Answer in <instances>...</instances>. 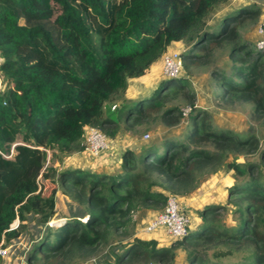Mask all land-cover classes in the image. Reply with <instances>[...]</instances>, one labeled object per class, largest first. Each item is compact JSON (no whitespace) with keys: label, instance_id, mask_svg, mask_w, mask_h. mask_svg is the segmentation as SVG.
I'll list each match as a JSON object with an SVG mask.
<instances>
[{"label":"trees","instance_id":"obj_1","mask_svg":"<svg viewBox=\"0 0 264 264\" xmlns=\"http://www.w3.org/2000/svg\"><path fill=\"white\" fill-rule=\"evenodd\" d=\"M230 1L0 0L1 248L28 215L47 224L60 191L80 211L47 227L26 264L81 262L124 238L114 264H172L179 250L180 264H264V147L253 125L243 134L215 127L186 76L163 77L150 94L124 98L128 81L173 43L185 46L177 52L186 72L208 66L222 48L227 70H209L211 101L247 106L248 119L263 124L264 42H247L238 31L260 9L236 7L208 26ZM176 98L185 115L171 104ZM111 104L116 119L105 114ZM183 119L179 133L143 142L137 152L122 149L107 172L63 163L84 151L88 126L114 140L118 130L171 129ZM255 153L257 161L246 158ZM208 174L220 176L224 198L196 210L195 228L165 245L131 234L141 210L159 213L168 195L186 196Z\"/></svg>","mask_w":264,"mask_h":264},{"label":"rangeland","instance_id":"obj_2","mask_svg":"<svg viewBox=\"0 0 264 264\" xmlns=\"http://www.w3.org/2000/svg\"><path fill=\"white\" fill-rule=\"evenodd\" d=\"M254 5L260 9V15L255 20H244L239 26L238 31L242 35V37L247 40V42L257 43L260 39H262V35L260 30L264 29L262 25H264V0H231L229 4L224 8L221 9L218 13H216L209 21V27H215L217 21L220 18V15L224 13H228L235 9L236 7H240L243 5ZM184 45L182 43H173L171 46L167 48V50H180ZM220 50V51H219ZM214 59L208 66L204 65H192L189 67L188 71L181 70L180 76H186L189 81L190 89L194 94V102L195 105L205 108L210 115V121L215 127L229 129L234 133H244L248 130L250 123L253 125L254 129H256L255 134L258 137V149L264 147V123L257 124L250 121L247 117V106L243 107H218L213 104L211 101V95L209 94V87H208V73L211 68H222L227 70V60L225 57V50L224 49H216L213 53ZM160 59L153 64L152 69L149 72H145L144 76L141 77L140 80L137 81H130L131 83L129 88V94L134 95L135 93L147 90L148 88H153L156 86L159 81L163 80L160 71ZM146 92V91H145ZM143 93V92H142ZM141 93V94H142ZM145 94V93H144ZM181 99L176 98L171 102V104H176L181 107V110L186 109L187 106L180 104ZM111 105H105L104 111L105 114L110 116L113 119H116V109L112 108ZM180 121V125L175 126L171 129H164L162 127H155L150 129L149 131H145L143 126H139L136 128V131H124L120 132V136L114 140L113 143H109L107 149L100 151L96 156H90L85 151L72 153L70 156H67L63 161L64 164H70L71 166L82 168L85 170H102V171H109L113 167L116 166L119 153L124 148L132 147V144L129 145L128 141L132 138V140L138 137L143 138V134H148V138L145 142L150 141L152 139H160L167 134H176L183 130L184 128V121ZM120 131V130H118ZM152 134V135H151ZM128 136L129 139H127ZM120 137L126 138V141ZM152 138V139H151ZM122 140H124L122 142ZM128 140V141H127ZM125 146V147H124ZM138 148V147H137ZM248 160L257 161V153L246 157ZM261 174H264V169L261 168ZM220 176L217 174H208L201 177L198 186L206 193H209L210 196L209 200L211 203L215 202H222L224 195L221 194V189L223 188L220 186ZM215 182V183H214ZM209 183V184H208ZM210 183L212 185H210ZM208 184V185H207ZM209 187V188H208ZM198 199H195L197 201ZM194 204V203H193ZM196 204V202H195ZM194 204V205H195ZM196 206V205H195ZM189 209V208H188ZM186 209V213L188 217H198L197 212L194 208ZM79 207L75 204L70 198L63 195L60 191L56 192L55 198V211L51 219L48 221L47 224H39L35 218L31 215L27 216L26 222L24 227L22 228L20 234L17 238L12 239L9 244L2 248V254L0 255V264H26L25 263V255L27 250L30 246L36 242L39 237L45 232L46 228L49 226H56L60 223L63 216L67 213H77L79 212ZM151 215L145 214L144 211H141L137 215V220L135 225L131 230V234H135L137 236H141L139 234V227L145 224ZM84 219V218H83ZM82 219V220H83ZM198 219V218H197ZM196 221L193 223V228L198 225ZM17 221L14 220L11 223V227H15ZM191 225V222L189 223ZM171 238L165 237V241L160 238V245L166 244L168 240ZM127 238H124L123 241L119 243L110 242L103 246L100 251L93 256L92 258L84 261H72L70 264H114L115 256L120 253V245L124 243ZM158 241V242H159ZM176 253V252H175ZM174 260L172 264H180L183 259V254L179 250L176 255L174 256Z\"/></svg>","mask_w":264,"mask_h":264},{"label":"built area","instance_id":"obj_3","mask_svg":"<svg viewBox=\"0 0 264 264\" xmlns=\"http://www.w3.org/2000/svg\"><path fill=\"white\" fill-rule=\"evenodd\" d=\"M261 35H264V29L260 30ZM263 38L257 42L258 46L263 44ZM160 69L164 77L176 78L182 70L181 59L176 50H166L160 56ZM1 87V77H0ZM113 108V106H112ZM188 111V107L182 110V114ZM148 134H143L146 139ZM111 140L104 134L99 132L95 127L88 126L84 132V151L90 156H96L100 151L107 149ZM190 218L186 210L181 205L178 196L168 195L163 209L157 213L152 219L144 224L139 230L142 233H154L157 230H162L163 234L171 239H179L187 233ZM10 228H12L10 226ZM3 249L0 247V255Z\"/></svg>","mask_w":264,"mask_h":264},{"label":"crops","instance_id":"obj_4","mask_svg":"<svg viewBox=\"0 0 264 264\" xmlns=\"http://www.w3.org/2000/svg\"><path fill=\"white\" fill-rule=\"evenodd\" d=\"M152 67H153V65L146 71V72H149L151 69H152ZM161 71V70H160ZM144 75H142V76H140V77H138V78H133V79H130L129 81H128V86H127V88H126V91H125V94H124V98L125 99H127V100H135V99H137V98H139V97H142V96H145V95H148V94H150L152 91H153V88H148L147 90H145V91H140V92H138V93H135L133 96L132 95H130L129 93V88H130V81H137V80H140L141 79V77H143ZM143 92V93H142ZM142 93V94H141ZM145 93V94H144ZM120 132H123V131H119V133L117 134V136H116V138L114 139V140H116L119 136H120ZM124 133V132H123ZM152 135V134H151ZM125 136V135H124ZM125 137H127V139H129V137L128 136H125ZM121 138H123L125 141H126V138H124V137H120L119 139H121ZM133 138V137H132ZM132 138L130 139V141H128V144L129 145H131L132 144V141H134V143H133V145H132V147H129V148H131L134 152H137L138 151V149H139V147H140V145L143 143V142H145V140L148 138H146V139H142L141 137H138L137 138V140L136 139H134V140H132ZM152 139V138H151ZM114 140H111L110 142L111 143H113L114 142ZM124 140H122V142L124 141ZM159 139H152V140H150V141H147V142H157ZM125 147V146H124ZM138 147V148H137ZM117 163H118V161H117ZM200 184V183H199ZM209 184V183H208ZM207 184V185H208ZM213 184V183H212ZM220 186H222V185H220ZM209 188V187H208ZM209 195V193H206V191H203L199 186H197L196 187V189L195 190H193V191H191L190 193H188L186 196H184V197H180L179 198V200H180V203H181V205L184 207V209L186 210V209H191V208H194L195 210H198L199 209V207L204 203V202H208V203H211V201H213V200H209V198H210V196H208ZM221 194H223V190L221 189V193H220V195ZM195 199H198L197 201H195ZM195 202H196V204H195ZM196 205H194V204ZM188 209V210H189ZM141 211H144V213L145 214H148V215H151V217L149 218V220L152 218V216L153 215H155V214H157V213H155V212H151V211H148V210H141ZM140 211V212H141ZM139 212V213H140ZM187 212V211H186ZM138 213V214H139ZM196 217L194 216V217H192L191 218V220H190V222H191V225H190V229H192L193 228V223L196 221ZM148 220V221H149ZM147 221V222H148ZM146 222V223H147ZM193 222V223H192ZM145 223V224H146ZM144 225V224H143ZM142 225V226H143ZM141 226V227H142ZM141 227H139V230L141 229ZM139 234H141L142 235V237H146V238H154L155 240H157V241H159L160 240V238H162V240H164L165 239V237H167V236H165L164 234H163V232H162V230H157V231H155L154 233H149V234H145V233H142V232H138ZM171 240V239H170ZM170 240H168L167 242H166V244L170 241ZM165 241V240H164ZM158 244H160V241L158 242ZM163 245H165V244H163Z\"/></svg>","mask_w":264,"mask_h":264},{"label":"water","instance_id":"obj_5","mask_svg":"<svg viewBox=\"0 0 264 264\" xmlns=\"http://www.w3.org/2000/svg\"><path fill=\"white\" fill-rule=\"evenodd\" d=\"M161 75H162V77H164L162 73H161Z\"/></svg>","mask_w":264,"mask_h":264}]
</instances>
